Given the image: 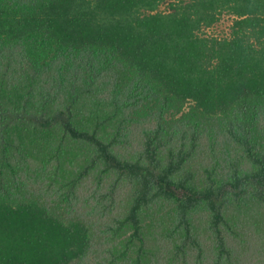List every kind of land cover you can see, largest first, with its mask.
<instances>
[{
	"label": "trees",
	"instance_id": "1",
	"mask_svg": "<svg viewBox=\"0 0 264 264\" xmlns=\"http://www.w3.org/2000/svg\"><path fill=\"white\" fill-rule=\"evenodd\" d=\"M164 1L0 0V264H264V0Z\"/></svg>",
	"mask_w": 264,
	"mask_h": 264
},
{
	"label": "rangeland",
	"instance_id": "2",
	"mask_svg": "<svg viewBox=\"0 0 264 264\" xmlns=\"http://www.w3.org/2000/svg\"><path fill=\"white\" fill-rule=\"evenodd\" d=\"M176 0H165L164 3L160 6V10H166L168 6L172 3L175 2ZM228 23L229 19L228 17H225L222 21H220L214 28H211L208 30V34H214V35H219L223 36L227 32L228 28Z\"/></svg>",
	"mask_w": 264,
	"mask_h": 264
},
{
	"label": "bare ground",
	"instance_id": "3",
	"mask_svg": "<svg viewBox=\"0 0 264 264\" xmlns=\"http://www.w3.org/2000/svg\"><path fill=\"white\" fill-rule=\"evenodd\" d=\"M0 68H1V67H0ZM6 70H7V69H6ZM6 70H5V71H6ZM2 71H3V70H2ZM2 73H3V72H2ZM100 192H101V191H100Z\"/></svg>",
	"mask_w": 264,
	"mask_h": 264
}]
</instances>
